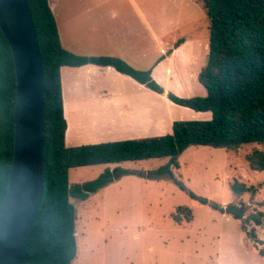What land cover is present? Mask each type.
Masks as SVG:
<instances>
[{
    "label": "trees",
    "instance_id": "1",
    "mask_svg": "<svg viewBox=\"0 0 264 264\" xmlns=\"http://www.w3.org/2000/svg\"><path fill=\"white\" fill-rule=\"evenodd\" d=\"M34 25L43 74V119L45 184L42 202L31 231L26 264H70L76 255V216L70 197L86 199L115 177L110 169L79 185L69 186V169L95 164L168 157V162L148 173L150 177H169L191 198L201 204L207 199L187 190L174 177L178 156L191 145L233 149L247 143L264 144V0H201L208 20V53L197 80L204 96L178 97L167 92L176 105L198 112H209L207 119L174 120L171 132L155 136L67 146L60 68L96 64L111 66L159 94L164 93L152 78L151 70H140L115 56L78 55L61 44L48 0H25ZM16 91L14 62L8 42L0 30V210L6 194L13 155V107ZM250 170L264 171V150L253 148L245 155ZM119 173L116 174V177ZM260 186V184L258 185ZM235 197L254 195L257 186L233 179ZM214 209L241 220V229L252 239L260 255L264 243L254 227L263 222V212L248 213L243 201L226 205L213 203ZM191 219L188 207L178 206ZM172 219L182 218L173 213Z\"/></svg>",
    "mask_w": 264,
    "mask_h": 264
},
{
    "label": "rangeland",
    "instance_id": "2",
    "mask_svg": "<svg viewBox=\"0 0 264 264\" xmlns=\"http://www.w3.org/2000/svg\"><path fill=\"white\" fill-rule=\"evenodd\" d=\"M188 1L163 3L155 0L154 40L151 42L143 37L139 43L142 51L146 46L152 47L156 60L160 42L169 41L172 46H178L186 36L199 38L186 43L164 65L166 79L173 77L168 85L179 94L172 90L167 92L178 97L203 96L205 93L197 74L207 59L208 20L199 0L196 2L201 6V16H197V11L196 14H187L184 11L187 5L184 4ZM179 7L182 11L177 10ZM141 29L139 27V34ZM171 49L173 47L167 48L165 54ZM147 88L155 99L151 102L154 108L152 117L149 112L146 118L135 114L141 105H147L140 94L137 99L128 98L132 107L137 109L131 116L126 109L118 115L109 109L97 112L91 109V100H82L88 113L80 117L85 130L78 139L85 143L170 133L174 120L209 116L173 105L165 97L167 104L157 97L160 94ZM253 148L264 150V144L247 143L229 150L191 145L178 156L179 167H173L172 171L187 190L206 198L207 203L226 205L243 201L248 205L246 215L262 211L261 225L249 222L246 229L254 227L257 237L264 241V171L250 170L245 161V155ZM168 160V157H161L69 169V186L93 180L106 169L115 176L86 199L70 197L76 216V255L70 264H264V255L258 253L252 239L241 229V220L226 212L221 213L209 204H201L169 177L148 175ZM235 178L246 185L257 186V192L235 197L230 188ZM178 206L190 209V221H186L183 211L176 210ZM173 213L182 218L180 223L172 219ZM257 246L264 249V243Z\"/></svg>",
    "mask_w": 264,
    "mask_h": 264
},
{
    "label": "crops",
    "instance_id": "3",
    "mask_svg": "<svg viewBox=\"0 0 264 264\" xmlns=\"http://www.w3.org/2000/svg\"><path fill=\"white\" fill-rule=\"evenodd\" d=\"M161 1L165 3L169 0ZM174 2L176 3V0ZM48 4L55 18L59 38L64 48L78 55L115 56L135 68L150 69L151 76L165 87L164 93L157 97L167 104L171 102L165 98L168 90L179 94L168 85L171 81L170 78L173 77L166 79L163 71L164 65L168 64L174 54L183 49L186 43H192L199 38L186 36L182 38L178 46H172L173 43L171 44L169 41L160 42L157 47L156 60L152 47L146 46L142 51L139 43L143 41V37L148 38L151 42L155 37L152 22L155 20L156 14L155 0H48ZM184 5H187L184 10L188 12L187 14L191 15V12L196 14L197 11V16H201V6L196 0H189ZM177 10L182 11V8L179 7ZM139 27H142L140 34L138 33ZM170 47L173 49L165 54L166 49ZM163 62L164 64L161 65ZM60 77L63 111L67 124L65 130L67 146L96 143H83V140L78 139L85 130L80 117L88 113L85 108L87 106L83 105L82 100H91V109L97 112H105L109 109L118 115L122 109H126L131 116L137 109L132 107L128 98L135 97L137 99V95L140 94V96H144L147 105H141L139 112L135 114L146 118L149 112L152 117L154 108L151 102L155 99L149 95L148 88L132 77L116 71L111 66L91 63L81 66H62ZM148 98L149 100H147ZM195 112L208 113L207 118L210 117L209 112Z\"/></svg>",
    "mask_w": 264,
    "mask_h": 264
},
{
    "label": "water",
    "instance_id": "4",
    "mask_svg": "<svg viewBox=\"0 0 264 264\" xmlns=\"http://www.w3.org/2000/svg\"><path fill=\"white\" fill-rule=\"evenodd\" d=\"M0 30L9 44L16 77L13 155L0 210V264H26L44 193L45 152L43 74L25 0H0Z\"/></svg>",
    "mask_w": 264,
    "mask_h": 264
}]
</instances>
